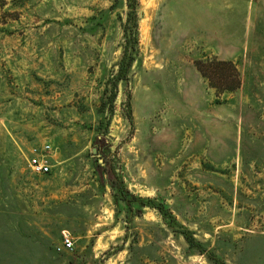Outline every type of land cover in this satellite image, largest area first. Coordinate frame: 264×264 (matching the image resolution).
Listing matches in <instances>:
<instances>
[{
	"label": "rangeland",
	"instance_id": "rangeland-1",
	"mask_svg": "<svg viewBox=\"0 0 264 264\" xmlns=\"http://www.w3.org/2000/svg\"><path fill=\"white\" fill-rule=\"evenodd\" d=\"M0 264H264V0H0Z\"/></svg>",
	"mask_w": 264,
	"mask_h": 264
},
{
	"label": "trees",
	"instance_id": "trees-1",
	"mask_svg": "<svg viewBox=\"0 0 264 264\" xmlns=\"http://www.w3.org/2000/svg\"><path fill=\"white\" fill-rule=\"evenodd\" d=\"M196 66L209 84L219 92L234 91L241 85V75L230 60L197 61Z\"/></svg>",
	"mask_w": 264,
	"mask_h": 264
},
{
	"label": "built area",
	"instance_id": "built-area-1",
	"mask_svg": "<svg viewBox=\"0 0 264 264\" xmlns=\"http://www.w3.org/2000/svg\"><path fill=\"white\" fill-rule=\"evenodd\" d=\"M55 148L52 144L45 142L40 146L31 148V154L28 158L30 168L35 173L48 174L52 170V160ZM75 247L74 240L71 236L65 235L57 245L58 251L72 250Z\"/></svg>",
	"mask_w": 264,
	"mask_h": 264
}]
</instances>
